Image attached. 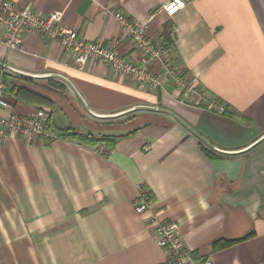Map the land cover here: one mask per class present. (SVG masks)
Here are the masks:
<instances>
[{
    "label": "crops",
    "instance_id": "obj_1",
    "mask_svg": "<svg viewBox=\"0 0 264 264\" xmlns=\"http://www.w3.org/2000/svg\"><path fill=\"white\" fill-rule=\"evenodd\" d=\"M10 1L62 13L87 42L117 41L129 62L137 51L110 12L146 21L198 96L167 76L148 91L99 61L77 68L36 32L8 50L0 29L15 113L49 108L53 131L91 141L15 135L0 145V264L164 262L153 227L134 213L136 186L160 220L177 222L195 264H264V0H191L172 18L158 12L168 0ZM219 241L235 242L213 249Z\"/></svg>",
    "mask_w": 264,
    "mask_h": 264
},
{
    "label": "built area",
    "instance_id": "obj_2",
    "mask_svg": "<svg viewBox=\"0 0 264 264\" xmlns=\"http://www.w3.org/2000/svg\"><path fill=\"white\" fill-rule=\"evenodd\" d=\"M190 1L168 0L158 12L172 18ZM110 14L125 28V38L133 43L138 54L136 62H129L119 56L117 41L106 45L98 41L87 42L76 29L63 25L60 12H49L42 16L30 4L20 6L10 0H0L1 43L8 50H21L24 33L36 32L46 40L58 42L65 52L73 54L77 68H82L89 60L99 61L105 64L112 75L127 79L133 86L148 91L158 89L162 83V76H167L178 82L187 81L186 90L198 96V93H194L193 88L189 86L183 72L173 69L175 52L172 46L147 35L146 21L139 22L125 17L121 11H113ZM153 64H158V72L150 68ZM6 70V65L0 62V145L15 135L27 141L37 139L42 143L53 142L57 135L51 129L49 108L39 107L27 115H21L15 113L14 106L6 100L8 93L2 76ZM185 99L188 97L185 96ZM180 102L182 104L183 100ZM206 105L208 110H215L221 114L224 111L223 106L216 105L215 100H210ZM136 187L137 196L133 199V210L153 227V238L166 255L164 262L160 264H195L191 250H187L183 243L177 222L160 220L152 208V199L148 193L142 187ZM205 264L210 263L206 261Z\"/></svg>",
    "mask_w": 264,
    "mask_h": 264
},
{
    "label": "trees",
    "instance_id": "obj_3",
    "mask_svg": "<svg viewBox=\"0 0 264 264\" xmlns=\"http://www.w3.org/2000/svg\"><path fill=\"white\" fill-rule=\"evenodd\" d=\"M18 95H20V92H17ZM55 134L57 135L56 137H59V138H67V137H72V138H75V139H78V140H81V141H88V137L89 136H86V135H82V134H79L71 129H65V130H59V131H54ZM93 142H95L94 139H92ZM88 142H91V141H88ZM207 157L208 158H213L214 155L210 154V153H206ZM235 241H219V242H215L214 245H213V249L214 248H219V247H222V246H226L227 245H230L231 243H233Z\"/></svg>",
    "mask_w": 264,
    "mask_h": 264
}]
</instances>
